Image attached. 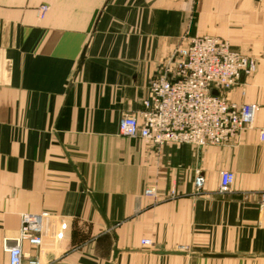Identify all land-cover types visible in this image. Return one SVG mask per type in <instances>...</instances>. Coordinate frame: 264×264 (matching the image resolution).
Wrapping results in <instances>:
<instances>
[{
  "label": "crops",
  "instance_id": "0c3cea01",
  "mask_svg": "<svg viewBox=\"0 0 264 264\" xmlns=\"http://www.w3.org/2000/svg\"><path fill=\"white\" fill-rule=\"evenodd\" d=\"M203 35L256 59L225 92L259 106L255 127L203 147L122 135L151 79ZM260 129L264 0H0V264L23 216L43 212L42 246L23 244L42 264H264Z\"/></svg>",
  "mask_w": 264,
  "mask_h": 264
},
{
  "label": "built area",
  "instance_id": "2783aa9c",
  "mask_svg": "<svg viewBox=\"0 0 264 264\" xmlns=\"http://www.w3.org/2000/svg\"><path fill=\"white\" fill-rule=\"evenodd\" d=\"M47 9L48 6H41V17ZM256 68V59L233 49L227 39L210 35L193 37L151 79L142 100L144 108L137 114L121 117L120 133L157 146L229 144L243 131L255 127L259 106L232 102L225 92ZM260 136L264 139V129H260ZM233 180V172L222 171L219 192H230ZM204 185L205 177L197 170L195 186L200 190ZM260 201L263 206L264 189ZM49 217L48 212L23 216L18 237L6 243L9 264H24L25 260L27 264H42L38 254L24 251L23 244L29 243L36 252L40 249L44 224Z\"/></svg>",
  "mask_w": 264,
  "mask_h": 264
},
{
  "label": "water",
  "instance_id": "95a60500",
  "mask_svg": "<svg viewBox=\"0 0 264 264\" xmlns=\"http://www.w3.org/2000/svg\"><path fill=\"white\" fill-rule=\"evenodd\" d=\"M85 53H86V48L83 50L82 54H81V57L77 63V66L75 68V72H74V75H73V78L71 80V83H70V86L73 84L74 80H75V77L79 71V69L81 68L82 64H83V61L85 59ZM214 93H217V91H214ZM88 192L90 193V195L93 197L92 195V192L90 189H88ZM95 201V200H94ZM95 204L96 206L99 208L98 204L96 203L95 201ZM109 226V225H108ZM205 256H220V255H217V254H213V253H205L204 254ZM116 256H117V249L114 250V255H113V259L115 260L116 259Z\"/></svg>",
  "mask_w": 264,
  "mask_h": 264
}]
</instances>
